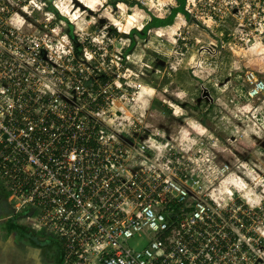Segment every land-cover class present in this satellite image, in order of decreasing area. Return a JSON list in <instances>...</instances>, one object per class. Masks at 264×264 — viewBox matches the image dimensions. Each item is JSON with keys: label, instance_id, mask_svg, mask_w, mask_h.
I'll list each match as a JSON object with an SVG mask.
<instances>
[{"label": "clouds", "instance_id": "obj_1", "mask_svg": "<svg viewBox=\"0 0 264 264\" xmlns=\"http://www.w3.org/2000/svg\"><path fill=\"white\" fill-rule=\"evenodd\" d=\"M7 3L16 10L0 6V22L17 38L26 31L31 32L28 42L34 50L38 53L41 47L47 49L50 61L69 71L74 69L65 64V59L72 58L73 41L65 30L71 27L79 40H90L95 51L85 48L84 60L99 61L101 68L114 74V79L103 89L111 93V102L97 111L95 118L109 133L131 135L138 125L150 132L138 148L127 153L126 162L132 166L143 165L153 179L166 185V192L181 196L186 194L181 186L186 182L177 183L174 178L178 170L183 169L192 181L187 190L203 201L197 204L199 212L196 215L200 219L207 214L206 208L220 214L232 206V218L239 221V226L230 225L238 237L230 264H251L247 253L238 259L234 255L242 244L256 256L264 257V251L256 247L264 242V159H261L264 152L255 153L256 163L250 165L237 159L232 161L231 167L215 163L214 156L225 150L214 132L225 134V142L233 148L241 144L255 148L253 135L264 141V0H7ZM27 18H38L54 35L34 31ZM102 18L105 23L100 25ZM54 22L55 27H51ZM94 26L98 30H93ZM110 30L117 36H110ZM142 33L144 39L140 38ZM133 40L136 41L135 50L128 54L125 50L132 48ZM0 47L8 45L0 41ZM9 50L16 51L18 59L26 60L29 65L37 63L27 53L14 48ZM108 57L110 63L105 64ZM157 57H162L166 66L163 70L155 69L154 77L149 78L148 73L153 72ZM37 72L40 73L39 91L43 94L55 97L61 91L60 84L67 89L73 87L70 81L61 80L54 69L41 66ZM181 73L184 79L179 81L177 77ZM165 77L170 84L161 87L159 81ZM196 86L214 92V95L202 97L209 101L214 114L213 131L195 113L190 116L182 107L185 103L195 104L193 89ZM4 92L0 88V93ZM165 94L172 99H166ZM89 97L92 101L97 99L93 93H89ZM3 99L9 107L13 106L7 95ZM157 99L171 110L175 124L165 126L170 131L146 122V113ZM100 135L104 144L118 143L117 135L103 130ZM232 136L236 137L235 141ZM147 152L152 153L150 159L145 155ZM172 153L177 155L175 161L170 157ZM70 159L75 161L77 156L73 154ZM113 167L118 175H126L123 165ZM237 199L242 202L239 206L235 204ZM126 204L127 201L118 207L132 211L125 207ZM87 207L93 208V204L88 203ZM150 209L151 205L136 211L142 219L135 231L148 234L154 230L155 224L148 223L149 219H156ZM241 212L252 216L251 224L240 221L236 214ZM78 219L83 224L87 212ZM132 234L130 230H123L122 238L126 240ZM211 239L215 240L216 236L212 235ZM107 246L96 238L85 251L94 261ZM151 247L155 252L148 251L149 257L164 254L158 243H152ZM196 258L195 255L190 257L193 264ZM205 259L211 261L212 257ZM110 264H117V261L112 260ZM119 264H124L123 259ZM173 264L180 262L173 261Z\"/></svg>", "mask_w": 264, "mask_h": 264}, {"label": "built area", "instance_id": "obj_2", "mask_svg": "<svg viewBox=\"0 0 264 264\" xmlns=\"http://www.w3.org/2000/svg\"><path fill=\"white\" fill-rule=\"evenodd\" d=\"M4 44L8 47H0V88L5 90L0 93V184L17 212H29L27 221L34 230L45 231L57 240L62 264H110L112 260L119 264L121 259L124 264H193V255L197 257L195 264H230L238 241L230 225L239 226V221L232 218V206L220 214L206 208L207 214L200 219L196 215L197 204L203 201L187 190L192 181L183 169L174 178L177 183L186 182L181 185L186 194L181 196L166 192V185L153 179L143 165L126 162L127 153L150 135L143 125H138L131 135L109 133L95 118L94 114L112 99L111 93L103 91L113 79L110 70L99 74L97 61L78 58L74 47L71 60L65 59V64L74 69L69 71L50 61L48 50L43 47L37 53L29 42ZM9 48L29 54L37 63L21 61L16 51ZM41 66L54 69L61 80L70 81L73 87L67 89L60 84L61 91L55 97L41 93L37 72ZM89 93L97 99L92 101ZM5 95L12 100V107L3 99ZM102 130L117 135L118 143L104 144ZM73 154L77 156L75 161L70 159ZM145 155L152 157L151 152ZM170 157L175 161L177 155L172 153ZM122 165L126 175H118L113 167ZM125 201V207L132 211L118 207ZM88 203L93 208H88ZM241 203L235 201L236 206ZM149 205L156 219H149L148 223L155 224V228L148 234L137 232L142 218L136 211ZM85 212L87 219L82 224L78 217ZM236 215L245 225L252 223V216L243 212ZM89 224L91 227H87ZM123 230L132 231V236L123 239ZM96 238L108 246L93 261L85 247ZM154 242L160 245L163 255H147L148 251L155 252L151 247ZM256 247L264 251V242ZM244 253L251 264H264V257L251 253L246 244L234 255L238 259ZM206 256L212 260H206Z\"/></svg>", "mask_w": 264, "mask_h": 264}, {"label": "rangeland", "instance_id": "obj_3", "mask_svg": "<svg viewBox=\"0 0 264 264\" xmlns=\"http://www.w3.org/2000/svg\"><path fill=\"white\" fill-rule=\"evenodd\" d=\"M0 6L9 7L10 11L16 10V9L12 8L10 5H8L7 0H0ZM233 11L236 12V11H238V9H233ZM24 15L26 16V14H24ZM27 19H28V22L30 24H32V29L34 31L45 34L46 36L54 35V33H51L48 31V29L45 27V25L43 23H41L38 18L37 19L27 18ZM103 23H105V20L102 18L100 21V25H103ZM51 27H55V22L51 25ZM70 30L72 31V34H70ZM93 30H98V29L94 26ZM65 32H66V34L69 35V38L72 39L73 47L75 48V54L78 58L84 59L83 58V51L85 48H88L91 51H95L93 45L90 43V40H88L87 38L84 39L83 41L79 40V38L75 35L73 28L69 27L68 29L65 30ZM31 35H32L31 32L26 31L24 34L20 35L17 38V36L12 35V33L8 30V28L5 27L2 22H0V41H3L4 43H13V44H17V45L26 44L31 39ZM109 35L112 37H116L117 33L110 30ZM140 38L144 39L145 37L140 36ZM77 46L80 48L78 49ZM135 47H136V44L134 46L132 45V48L126 49L125 51L128 54H130L132 51L135 50ZM213 47H215V46H213ZM77 49H78V51H77ZM123 60H124V56L122 55L121 61L123 62ZM104 63L105 64L110 63V57L105 58ZM96 65L99 66V61H97ZM164 66H166V61H164L162 57L161 58L157 57V60L153 64V68H154L153 72L148 73L149 78L154 77L155 69L158 68L160 70H163ZM104 70L105 69L101 68L99 71V74H102L104 72L106 74H108L107 73L108 71H104ZM110 74H112L111 76L114 79V74L113 73H110ZM177 79L179 81H182L184 79V75L181 73L177 77ZM169 84H170V81L167 77H165V79L159 81V85L161 87L169 86ZM172 87H175V85H172ZM193 93H194L193 99H195V104H186L185 103L184 105H182V107L186 108V110L189 112L190 116H192V114L195 113V115L197 117H199L201 122L204 123V125L206 127H208L210 131H213L215 128V120L213 118L214 114H213L212 108L209 104V101L206 98L202 99V97L214 95L213 90L209 89L207 91V90H203L199 86H196L193 89ZM165 98L166 99H172V97L168 96L167 94H165ZM146 122L152 123L154 126H158L162 130H166V131H170V128L165 127L166 125L174 126V124H175V120L171 115V110L167 107L166 104H164L159 99L153 101V104L151 106L149 113H146ZM214 134L217 135V139L220 140L221 146L223 147V149H225L222 152L214 153L215 163H217V164H228L231 167L232 161L238 159V160H242L246 163H249L251 165L252 163L258 162L256 160L255 153L257 151L264 152V141H262L261 138H258L255 135H253V140L256 141L255 148L250 147L246 144H241L238 148H233L231 145H229L225 142V134L215 133V132H214ZM168 138L170 139V137H168ZM231 139L233 141H235L236 137L232 136ZM261 159H264V157H262ZM257 171H258V169H257ZM238 174L242 175V173H238ZM237 200L240 201L239 199H237ZM10 221H11V223H10V226H8V228H9L8 231L16 233V234L17 233L24 234L21 231V229L18 227L17 222H15V220H10ZM21 221H24V223H25V220H21ZM39 232L40 233L38 235L41 238L46 237L50 241H53L54 237H52V235H50L49 233H47L45 231H39ZM54 240H56V239H54ZM145 241L146 240H144V243H145Z\"/></svg>", "mask_w": 264, "mask_h": 264}, {"label": "crops", "instance_id": "obj_4", "mask_svg": "<svg viewBox=\"0 0 264 264\" xmlns=\"http://www.w3.org/2000/svg\"><path fill=\"white\" fill-rule=\"evenodd\" d=\"M4 191L0 184V264H62L57 240L41 238L27 221L28 213L19 216L21 212L15 210L9 198H4ZM10 220H15L24 234L8 231Z\"/></svg>", "mask_w": 264, "mask_h": 264}, {"label": "trees", "instance_id": "obj_5", "mask_svg": "<svg viewBox=\"0 0 264 264\" xmlns=\"http://www.w3.org/2000/svg\"><path fill=\"white\" fill-rule=\"evenodd\" d=\"M70 34H72V31H71V30H70ZM140 36H141V37H145L143 33H142ZM135 44H136V42H135V40H133L132 45L134 46ZM77 48L79 49L80 47L77 46ZM78 49H77V51H78ZM4 198H5V199L8 198V193H7L6 190L4 191ZM26 213H29V212H26V211H25V212H21V213L19 214V216L26 215Z\"/></svg>", "mask_w": 264, "mask_h": 264}]
</instances>
